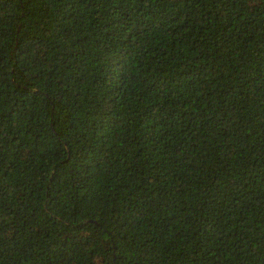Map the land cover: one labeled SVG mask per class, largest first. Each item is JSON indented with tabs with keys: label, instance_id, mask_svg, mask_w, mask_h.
I'll return each mask as SVG.
<instances>
[{
	"label": "trees",
	"instance_id": "16d2710c",
	"mask_svg": "<svg viewBox=\"0 0 264 264\" xmlns=\"http://www.w3.org/2000/svg\"><path fill=\"white\" fill-rule=\"evenodd\" d=\"M0 264H264V0H0Z\"/></svg>",
	"mask_w": 264,
	"mask_h": 264
}]
</instances>
